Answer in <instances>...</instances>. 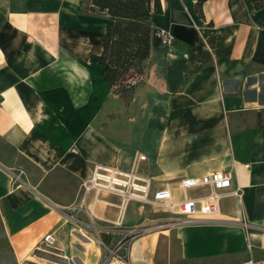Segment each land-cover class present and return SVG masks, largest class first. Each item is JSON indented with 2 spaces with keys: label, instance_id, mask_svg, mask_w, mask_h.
Segmentation results:
<instances>
[{
  "label": "crops",
  "instance_id": "obj_1",
  "mask_svg": "<svg viewBox=\"0 0 264 264\" xmlns=\"http://www.w3.org/2000/svg\"><path fill=\"white\" fill-rule=\"evenodd\" d=\"M91 2L0 0V264H100L98 244L68 243L63 213L90 209L81 185L95 165L127 171L136 153L151 192L168 186L178 199L181 179L225 171L239 197L222 199L213 220L140 235L133 264L264 260V0H159L151 25L175 44L145 60L146 91L156 92L147 119L91 60L107 24ZM191 50L210 61L191 63ZM130 204L131 229L164 221ZM49 233L55 255L41 249Z\"/></svg>",
  "mask_w": 264,
  "mask_h": 264
},
{
  "label": "built area",
  "instance_id": "obj_2",
  "mask_svg": "<svg viewBox=\"0 0 264 264\" xmlns=\"http://www.w3.org/2000/svg\"><path fill=\"white\" fill-rule=\"evenodd\" d=\"M157 36L161 44L168 48L165 53L168 55L172 54L174 48L173 38L164 31H158ZM145 161H147L145 155L136 153L131 167L127 171L95 165L90 179L81 185V200L83 202H85L88 194L93 193L94 203L99 201L103 203L105 209L113 208L116 210V219L114 221H105L119 228L121 238L110 246H106L101 241L99 242V247L102 251L100 264H133L128 257L129 247L133 243L130 240L152 231L146 225L128 230L122 229L127 208L132 202L141 206L156 207L165 213L174 215L176 218L163 221L164 227L170 228L192 224L199 220H213L222 199L229 194L239 197L237 191H230L232 178L231 174L225 171L210 173L199 179H181L179 181L181 194L178 199L175 198L168 186L151 192V178L142 175L140 172V164ZM11 181L13 185L20 182L19 174L11 173ZM190 191H200L201 194L191 196L188 194ZM105 197L115 198L116 202L105 201ZM68 216L66 212L63 213V217L67 220H69ZM93 217L100 219L97 216ZM243 226L245 229L248 228L245 223ZM42 243L46 248H53L56 243L54 234L45 235ZM244 264H264V260L250 259L245 261Z\"/></svg>",
  "mask_w": 264,
  "mask_h": 264
},
{
  "label": "trees",
  "instance_id": "obj_3",
  "mask_svg": "<svg viewBox=\"0 0 264 264\" xmlns=\"http://www.w3.org/2000/svg\"><path fill=\"white\" fill-rule=\"evenodd\" d=\"M261 1L255 0V5ZM91 4V11L96 10L107 17L102 51L91 57L93 62L102 66L105 82L115 87L131 69H139L152 49L167 52L168 48L157 36L159 30L150 22L152 13H161L159 0H92ZM189 61L207 63L210 58L191 50Z\"/></svg>",
  "mask_w": 264,
  "mask_h": 264
},
{
  "label": "rangeland",
  "instance_id": "obj_4",
  "mask_svg": "<svg viewBox=\"0 0 264 264\" xmlns=\"http://www.w3.org/2000/svg\"><path fill=\"white\" fill-rule=\"evenodd\" d=\"M144 70H145V62H143V64L139 66V69L136 70L131 69L124 77L120 78L119 81H117L116 86L114 87L119 97L124 100V104L129 108L132 107L136 109L135 114L140 119H147V117L149 116L151 103L154 101V98L156 96V92L146 91V86L148 85V82L146 81V78L142 77V75L144 74ZM142 91L146 92V94L143 95ZM104 200L109 202H116L115 198L113 199L110 197H105ZM89 203H90L89 201L86 204L76 203L71 207L70 210L65 211L69 215L68 216L69 220H67L64 217L62 225L66 230V239L68 240V243L80 244L81 242L82 243L90 242V243L98 244L99 246V242L101 241L106 246L115 244L121 238V235H119L120 234L119 228H116L114 225L103 219L94 218L90 214V212H94L97 214V216H101V214L98 213L99 211L98 207L102 205L99 204V202L95 201V203L92 204L93 207L91 205L89 209V205H88ZM131 206L132 204H130L129 211H131L132 208ZM146 208L148 210L147 217L150 219H161L163 221L166 219L176 218L174 215L165 213L156 207L149 206ZM112 217L113 216L111 212H107L105 214V218L110 219ZM125 217L126 218L130 217V213L127 212V216ZM136 222H140V220L138 219ZM134 224L135 222L133 223L123 222L122 229H127V230L131 229L130 226ZM145 225L151 228L152 231H156V232L167 230L169 228V227H164V224L161 221L156 223L149 222ZM155 236L156 234H154L153 238ZM137 238L135 239L132 238L130 240V242H133L132 243L133 255L131 256L133 262L136 261V250H134L135 246L139 245ZM41 249L44 254L50 252V255H55V254H51L53 253L52 249H47L44 245ZM70 262L71 264L79 263L78 261H70Z\"/></svg>",
  "mask_w": 264,
  "mask_h": 264
},
{
  "label": "bare ground",
  "instance_id": "obj_5",
  "mask_svg": "<svg viewBox=\"0 0 264 264\" xmlns=\"http://www.w3.org/2000/svg\"><path fill=\"white\" fill-rule=\"evenodd\" d=\"M97 202H99V201H97ZM99 204L103 205V203H101V202H99ZM92 206H93V205H92ZM91 209H92V208H91ZM90 214L93 215V216H96V213H94V212H90Z\"/></svg>",
  "mask_w": 264,
  "mask_h": 264
}]
</instances>
